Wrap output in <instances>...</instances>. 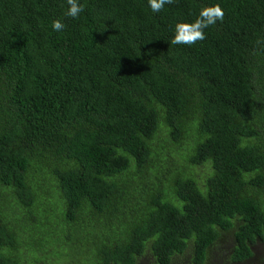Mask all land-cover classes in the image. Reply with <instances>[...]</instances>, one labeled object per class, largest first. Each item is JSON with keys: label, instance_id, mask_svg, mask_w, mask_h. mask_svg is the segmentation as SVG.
I'll list each match as a JSON object with an SVG mask.
<instances>
[{"label": "trees", "instance_id": "trees-1", "mask_svg": "<svg viewBox=\"0 0 264 264\" xmlns=\"http://www.w3.org/2000/svg\"><path fill=\"white\" fill-rule=\"evenodd\" d=\"M79 2L0 0V264L264 262V0Z\"/></svg>", "mask_w": 264, "mask_h": 264}, {"label": "clouds", "instance_id": "clouds-1", "mask_svg": "<svg viewBox=\"0 0 264 264\" xmlns=\"http://www.w3.org/2000/svg\"><path fill=\"white\" fill-rule=\"evenodd\" d=\"M175 0H148L149 7L152 12L159 13L163 10L165 4H173ZM69 5L66 15L72 19L79 18L81 12L84 11V6L79 0H67ZM224 11L217 4L213 7H207L201 10L196 20L190 24L178 23L176 25V35L173 38L175 44L193 45L199 41L206 39L204 30L214 25L217 20H223ZM66 25L59 19L54 20L52 28L54 31H62Z\"/></svg>", "mask_w": 264, "mask_h": 264}, {"label": "rangeland", "instance_id": "rangeland-1", "mask_svg": "<svg viewBox=\"0 0 264 264\" xmlns=\"http://www.w3.org/2000/svg\"><path fill=\"white\" fill-rule=\"evenodd\" d=\"M255 256H257V260H260L261 258H264V244H261V245H257L256 248H255ZM254 264H263L264 262L262 263H258V262H253Z\"/></svg>", "mask_w": 264, "mask_h": 264}]
</instances>
